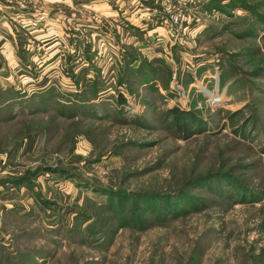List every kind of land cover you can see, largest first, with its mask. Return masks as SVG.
<instances>
[{"label": "rangeland", "instance_id": "374dc122", "mask_svg": "<svg viewBox=\"0 0 264 264\" xmlns=\"http://www.w3.org/2000/svg\"><path fill=\"white\" fill-rule=\"evenodd\" d=\"M148 2L0 55V264H264V0Z\"/></svg>", "mask_w": 264, "mask_h": 264}, {"label": "crops", "instance_id": "0c3cea01", "mask_svg": "<svg viewBox=\"0 0 264 264\" xmlns=\"http://www.w3.org/2000/svg\"><path fill=\"white\" fill-rule=\"evenodd\" d=\"M145 1L149 3L148 0ZM19 3L20 2L18 1L9 3V0H0V55H2V57L4 58L3 61H5L4 54H10L12 58L13 55H15V50H18L19 36L17 35L16 29H22L29 34L30 31L35 30V28H33V24L37 23L38 19H40L39 21H41L47 15L49 16L50 20H53V18H60L59 15H57L58 12L53 11L51 14H46L44 13L43 9L41 12V8L43 7V5L46 6L48 3H50L52 7L56 9V11H58V8H64L65 12H68L67 14L65 13L64 18L68 23L72 21L74 24L75 21H85V19H83L84 16H82L81 20L74 19L75 13L79 12V9L81 8L94 7V9H99V11H101L102 13L99 14L100 17L105 15L116 16V12L119 11V6L122 4V0H120L119 2H117L116 0H51V2H48L47 0H40L39 7L37 8L38 10H34V12L30 8L27 11H23L19 8ZM111 7H114V10H112V12H109L111 11ZM81 12L84 11L81 10ZM133 16L134 15H128L125 19H127V21H130ZM114 18L115 17L112 18L113 21H115ZM29 23L32 24V26H29ZM1 245L4 244L0 243V246Z\"/></svg>", "mask_w": 264, "mask_h": 264}, {"label": "trees", "instance_id": "16d2710c", "mask_svg": "<svg viewBox=\"0 0 264 264\" xmlns=\"http://www.w3.org/2000/svg\"><path fill=\"white\" fill-rule=\"evenodd\" d=\"M25 44V42H21V41H19L18 40V51H21V49H22V46ZM136 57V55L135 54H131L130 56H128L127 58H128V61H131V66H134L137 62H136V59L137 58H135ZM125 63V62H124ZM124 67V66H123ZM125 70V68L123 69V71ZM127 70H130L128 67H127ZM11 85H9V87H10ZM121 95V94H120ZM118 96V99H119V101L120 102H126V100H125V98H123V96ZM171 113H173V115H174V117L176 116V117H179L183 112H181L180 110H177V109H173L172 111H171ZM16 182V181H15ZM21 182V181H20ZM5 184V183H4ZM3 184V185H4ZM99 191H101V190H99ZM102 191H105V190H102ZM103 193V192H102ZM104 193H106V194H108V195H110V194H113L114 192H111V191H109V193H108V191H105ZM121 195H123V193L121 194ZM116 197H118V196H116ZM121 197H123V196H121ZM120 197V198H121ZM145 197H148V196H145Z\"/></svg>", "mask_w": 264, "mask_h": 264}, {"label": "built area", "instance_id": "2783aa9c", "mask_svg": "<svg viewBox=\"0 0 264 264\" xmlns=\"http://www.w3.org/2000/svg\"><path fill=\"white\" fill-rule=\"evenodd\" d=\"M174 23H177V20L175 19ZM177 86V85H175ZM179 93V97L184 98V93L181 91V89H178ZM222 100H218L217 102H211L213 105H217L218 103H220Z\"/></svg>", "mask_w": 264, "mask_h": 264}, {"label": "bare ground", "instance_id": "6f19581e", "mask_svg": "<svg viewBox=\"0 0 264 264\" xmlns=\"http://www.w3.org/2000/svg\"><path fill=\"white\" fill-rule=\"evenodd\" d=\"M210 101H211V99H210ZM212 102V101H211Z\"/></svg>", "mask_w": 264, "mask_h": 264}]
</instances>
